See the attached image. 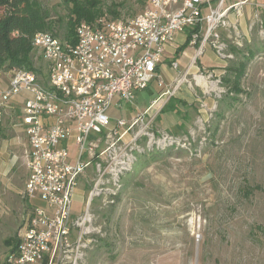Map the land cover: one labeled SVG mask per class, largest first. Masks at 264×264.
Here are the masks:
<instances>
[{"label":"built area","instance_id":"obj_1","mask_svg":"<svg viewBox=\"0 0 264 264\" xmlns=\"http://www.w3.org/2000/svg\"><path fill=\"white\" fill-rule=\"evenodd\" d=\"M227 1L145 0L142 10L127 19L102 14L78 22L74 42L36 32L32 44L46 64L44 80L29 69H0V80H5L0 126L8 113H17L10 116L14 130L25 137L28 174L22 198L29 202L17 244L2 264H83L97 230L94 200L114 204L123 175L142 153L186 146L182 137L153 129L152 110L162 107L166 92L141 112L129 117L118 112L153 81L162 85L157 68L179 33L189 31L190 45L198 43L189 67L206 46L221 60L235 58L221 31L242 46L239 20L247 0ZM260 11L264 15V1ZM261 13L254 21L263 34ZM170 66L176 69L178 61ZM196 78L206 88L219 82L212 72ZM88 174L84 208L76 212L75 191Z\"/></svg>","mask_w":264,"mask_h":264},{"label":"rangeland","instance_id":"obj_2","mask_svg":"<svg viewBox=\"0 0 264 264\" xmlns=\"http://www.w3.org/2000/svg\"><path fill=\"white\" fill-rule=\"evenodd\" d=\"M38 1L59 21L49 32L63 39L68 20L63 0ZM144 5L145 0H100L98 15L127 19ZM262 40L255 36L247 44L255 55L238 81L228 70L200 66L198 57L192 68L177 66L162 85L154 81L155 93L145 90L135 99V112L164 92L161 108L170 98L179 99L174 110L160 112L153 129L182 137L186 146L142 153L123 175L114 204L94 200L91 213L97 230L83 264H264ZM31 59L44 80L46 64L34 48ZM208 72L219 82L206 88L196 77ZM10 115L16 118L17 113L5 116L0 145L15 131ZM90 178L88 174L85 188L80 185L75 191L76 212L83 211ZM22 222L14 231L5 224L0 264L8 249L4 239L14 236Z\"/></svg>","mask_w":264,"mask_h":264},{"label":"crops","instance_id":"obj_3","mask_svg":"<svg viewBox=\"0 0 264 264\" xmlns=\"http://www.w3.org/2000/svg\"><path fill=\"white\" fill-rule=\"evenodd\" d=\"M236 0H228L227 3L233 2ZM264 0H247V2L243 5L242 11L243 16L239 20V33L240 38L239 42L242 46L235 45L233 42L235 41L233 35L226 31H221L222 38L229 43L231 47V51L234 53L235 58L229 61H222L219 59L214 51L206 46L204 48V52L199 56L197 64L203 67H212L216 69H224L228 70L230 73L236 74L235 68H244L252 61V57L255 55L254 51L247 48V44L250 43V39L253 37H258L259 40L263 42L264 33L260 34L258 32L257 24L254 21L255 14L261 13L260 4ZM261 19L264 20V15L260 14ZM230 18H233V15L230 14ZM257 30V31H256ZM187 33H179L175 36L174 40L169 42L166 46V50L163 56V61L157 68L162 80H165L167 77L172 76L173 69L170 66L171 61L177 60L178 66H187L189 65L194 52L195 46L190 45L189 39L187 37ZM186 46L179 50V48L186 42ZM191 50V51H190ZM249 53L252 54L249 60L246 58L249 56ZM245 63V64H244ZM242 66L240 67V65ZM193 67V66H192ZM191 67V68H192ZM196 68V66H195ZM233 70V72L231 71ZM164 71H167V74L164 75ZM243 74V72H242ZM156 82V81H155ZM153 81L147 88L138 92L136 98L139 94L145 90H149L151 94L155 93L152 91V86L155 84ZM5 80H0V87H4ZM157 86V90H158ZM20 100V98H18ZM176 101H180L177 98H173L170 104V110L162 111L158 107L153 108L152 113H156L155 119L161 113H168L171 110H174L173 103ZM137 101L132 104H126L118 113L121 116L129 117L133 113L141 112L146 107L142 108L139 111L135 112V106ZM20 105V104H18ZM134 110V111H133ZM160 125H163L161 122ZM164 130H167L164 128ZM24 147H25V137L19 130L13 131V135L10 138H7L2 141L0 145V237L5 238V224L12 226L13 231L15 230V226L19 221H24V214L28 210L29 202L22 198V191L24 188L25 179L28 174V169L25 163L24 157ZM23 223V222H22ZM9 236V235H8ZM7 237V236H6ZM5 240L6 245H8L7 252L13 248L16 244L17 240V232L14 236H10ZM14 240V241H12ZM5 256V255H4ZM1 258V256H0ZM3 261V259H2ZM2 264V262H1Z\"/></svg>","mask_w":264,"mask_h":264},{"label":"trees","instance_id":"obj_4","mask_svg":"<svg viewBox=\"0 0 264 264\" xmlns=\"http://www.w3.org/2000/svg\"><path fill=\"white\" fill-rule=\"evenodd\" d=\"M63 2L68 9L63 39L74 42L76 24L82 20L90 22L102 12L99 6L100 0H63ZM110 12L112 16L117 15L115 10L111 9ZM56 22L59 21H54L49 10L38 0H0V69H29L37 72L31 59L34 48L33 36L36 32L50 31L55 27ZM187 42L188 40L179 50L185 47ZM250 57L252 54L249 53L246 60ZM242 70L243 68L234 69L237 80L242 75ZM171 102L170 98L161 108V112L170 110Z\"/></svg>","mask_w":264,"mask_h":264}]
</instances>
